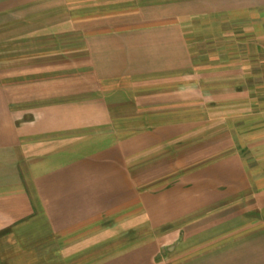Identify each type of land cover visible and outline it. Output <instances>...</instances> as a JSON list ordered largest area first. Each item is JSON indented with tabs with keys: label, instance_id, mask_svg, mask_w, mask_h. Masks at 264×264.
<instances>
[{
	"label": "crops",
	"instance_id": "crops-1",
	"mask_svg": "<svg viewBox=\"0 0 264 264\" xmlns=\"http://www.w3.org/2000/svg\"><path fill=\"white\" fill-rule=\"evenodd\" d=\"M0 264H264V0H0Z\"/></svg>",
	"mask_w": 264,
	"mask_h": 264
},
{
	"label": "rangeland",
	"instance_id": "rangeland-1",
	"mask_svg": "<svg viewBox=\"0 0 264 264\" xmlns=\"http://www.w3.org/2000/svg\"><path fill=\"white\" fill-rule=\"evenodd\" d=\"M116 245V244H115ZM107 248H109V249H113V250H115V247L114 246H112V244H110V243H108V244H106V249Z\"/></svg>",
	"mask_w": 264,
	"mask_h": 264
}]
</instances>
